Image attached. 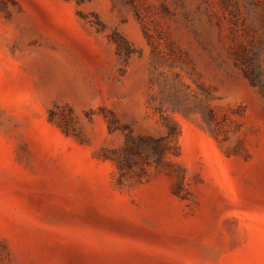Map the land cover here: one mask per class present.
<instances>
[{
	"label": "rangeland",
	"instance_id": "obj_1",
	"mask_svg": "<svg viewBox=\"0 0 264 264\" xmlns=\"http://www.w3.org/2000/svg\"><path fill=\"white\" fill-rule=\"evenodd\" d=\"M0 264H264V0H0Z\"/></svg>",
	"mask_w": 264,
	"mask_h": 264
}]
</instances>
